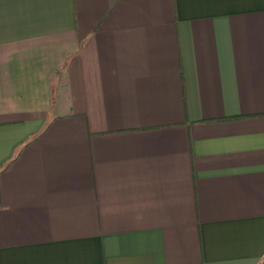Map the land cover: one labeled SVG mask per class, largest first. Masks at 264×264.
I'll return each mask as SVG.
<instances>
[{"label": "crops", "instance_id": "crops-1", "mask_svg": "<svg viewBox=\"0 0 264 264\" xmlns=\"http://www.w3.org/2000/svg\"><path fill=\"white\" fill-rule=\"evenodd\" d=\"M0 264H264V0H0Z\"/></svg>", "mask_w": 264, "mask_h": 264}]
</instances>
